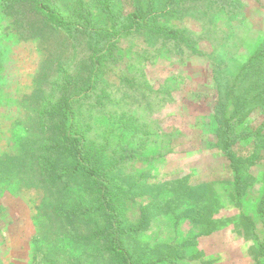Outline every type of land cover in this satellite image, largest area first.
<instances>
[{
  "label": "rangeland",
  "instance_id": "374dc122",
  "mask_svg": "<svg viewBox=\"0 0 264 264\" xmlns=\"http://www.w3.org/2000/svg\"><path fill=\"white\" fill-rule=\"evenodd\" d=\"M27 1L0 0V264H120L95 237L96 217L66 224L55 214L93 208L58 112L84 88L114 21L98 0H52L69 20L81 5L89 15V34H69ZM136 1L115 0L117 30ZM151 1L159 24L194 50L122 33L95 90L74 107L89 142L120 160L112 175L122 245L135 264H264V113L234 114L249 96L247 83H235L264 52V0H139L145 10Z\"/></svg>",
  "mask_w": 264,
  "mask_h": 264
},
{
  "label": "trees",
  "instance_id": "16d2710c",
  "mask_svg": "<svg viewBox=\"0 0 264 264\" xmlns=\"http://www.w3.org/2000/svg\"><path fill=\"white\" fill-rule=\"evenodd\" d=\"M136 1V0H135ZM178 0H168L169 4L175 3ZM223 1L221 4L229 3V0H217ZM233 1V0H230ZM33 8V10L42 15L45 18L46 24L60 31L67 32L69 34L87 33L89 34V28L92 26L89 15L83 10L82 5L79 11V20L72 21L64 17L63 14L53 5L52 0H28L27 1ZM102 10L107 13L111 20L114 21V32L103 33L100 40H98L97 51L92 56L90 63V76L84 86V88L78 92L69 94L62 102V110L57 114L63 119L61 124L63 139L70 148V156L73 164V172L79 173L83 178L89 182L92 188L91 200L93 208L91 211L86 210L83 206L77 209H67L61 212L62 209H58V214L55 213L60 221H68L75 223L76 218L87 215L96 217V224L93 226L96 228V235L102 236L105 240L107 251L118 259L120 264H135L130 254L122 245V236L126 233V229L123 226L125 214L123 212L122 200L118 198L120 191L118 192L115 187L116 183L113 178V169L116 168L118 161L116 158L108 155L105 148H98L94 144L92 145L87 139L86 132L81 130L75 124V110L74 107L79 100L90 95L96 87V81L98 78L99 69L101 67L103 56L108 53L112 48L116 39L122 36V33L126 34H140L143 32H149L150 35L158 39L166 41H174L176 44L184 43L186 46L193 49V40L191 38H185L183 32L170 27H163L159 24L160 12L154 9L153 1L149 9H143L141 3L134 2L133 12L126 15V22L117 30V17L118 14L114 12L115 0H98ZM224 6V5H223ZM116 13V14H115ZM181 49V47H179ZM194 50V49H193ZM264 52L257 53L248 64L245 66V73L241 75V80H237V85L242 83L248 84L247 93L249 96H244L240 109H236L234 114L240 110L247 114H250L253 109H259L264 113V59L262 58ZM257 90V91H256ZM231 89H229V92ZM247 94V95H248ZM250 104V105H249ZM253 108V109H252ZM224 113V107L221 108ZM222 118L225 119V133L231 132L232 124L231 118L228 119L226 114H222ZM230 134V133H229ZM232 139L230 135L226 141V151L229 158L234 163V153L231 150ZM125 158H133V154L129 153ZM122 158V159H125ZM238 172V168L236 169ZM95 203V205H94ZM104 222V225L101 223ZM74 223L72 228L74 229ZM67 228V227H66ZM51 264H59L52 262Z\"/></svg>",
  "mask_w": 264,
  "mask_h": 264
}]
</instances>
